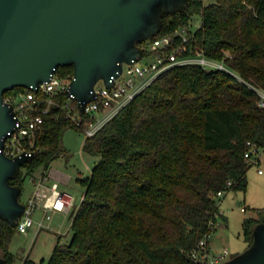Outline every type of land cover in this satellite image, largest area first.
<instances>
[{
	"label": "trees",
	"instance_id": "1",
	"mask_svg": "<svg viewBox=\"0 0 264 264\" xmlns=\"http://www.w3.org/2000/svg\"><path fill=\"white\" fill-rule=\"evenodd\" d=\"M194 16L200 24L189 46L244 80L196 63L155 78L86 138L83 150L100 158L89 175L77 178L84 192L72 214L71 239L59 237L48 258L27 255L22 264H205L192 252L203 239L209 251L221 215L218 192L245 191L247 142L264 147V107L253 88H264V0H189L185 9L163 16L155 36L191 26ZM57 73L72 78L74 68L61 66ZM66 99L65 93L55 96L35 137L37 152L12 184L24 190L28 175L67 154L68 128L83 132L60 108ZM262 221L264 208L244 220L247 247ZM17 232L0 217V258L6 264L16 259L9 246Z\"/></svg>",
	"mask_w": 264,
	"mask_h": 264
},
{
	"label": "water",
	"instance_id": "2",
	"mask_svg": "<svg viewBox=\"0 0 264 264\" xmlns=\"http://www.w3.org/2000/svg\"><path fill=\"white\" fill-rule=\"evenodd\" d=\"M189 0H0V217L16 226L25 210L23 189L10 181L34 155L5 154L4 142L16 129L6 92L36 88L61 66L74 75L67 94L80 110L95 98V85L113 86L124 63L139 61L140 45L157 35L165 14L181 11ZM254 240L222 264H264V221L255 225ZM0 264H6L0 258Z\"/></svg>",
	"mask_w": 264,
	"mask_h": 264
},
{
	"label": "built area",
	"instance_id": "3",
	"mask_svg": "<svg viewBox=\"0 0 264 264\" xmlns=\"http://www.w3.org/2000/svg\"><path fill=\"white\" fill-rule=\"evenodd\" d=\"M189 27L183 26L173 33L147 39L142 46L143 57L134 63H124L123 71L116 78L113 86L107 87L103 82L102 88L99 89L97 83L95 98L88 101L82 111L75 96L67 94L73 77H63L57 73V70L49 81L40 84L36 90L25 88L8 95L5 93L4 99L13 105L17 117L16 129L9 133L4 142L5 154L9 157H16L22 153L32 154L34 152L35 137L42 130L44 114H48L51 107L57 103L55 96L59 94L67 95L65 102L59 104L60 108L88 138L94 136L109 119L155 78L176 65L196 63L209 69L219 68L231 73L232 70L223 61L209 58L202 51L189 46L195 30ZM236 77L244 80L239 75ZM253 88L260 95L259 105L264 107V88L256 86ZM54 117L58 118L59 113H55ZM256 150L258 146L248 141L245 157L251 159ZM259 172L262 173V169H259ZM43 186L41 182L25 203L24 213L16 225L19 232H27L36 223L34 212L41 205L36 198L41 200L46 219H51L52 211H64L72 203L71 194L62 191L58 182H53L47 187L48 190L42 188ZM224 193V191H219L217 195L223 196ZM37 223L42 226V222ZM228 254L226 250L224 253L210 257L205 239L201 240L198 248L192 252L197 261L205 264H222Z\"/></svg>",
	"mask_w": 264,
	"mask_h": 264
},
{
	"label": "rangeland",
	"instance_id": "4",
	"mask_svg": "<svg viewBox=\"0 0 264 264\" xmlns=\"http://www.w3.org/2000/svg\"><path fill=\"white\" fill-rule=\"evenodd\" d=\"M204 2L209 3L211 0H204ZM199 24L200 17L194 16L189 28H196ZM231 70L233 75L241 76L235 70ZM97 86L101 89L103 80H100ZM12 92L11 90L8 94ZM85 140L86 135L84 132L68 128L63 136L64 145L68 148V153L56 158L51 163L54 171L62 174L65 177V181H67L61 187L68 190L73 196L71 211L83 199L84 188L77 180V177L89 175L91 168L100 158L99 156H91L83 150ZM249 165L246 190L226 191L221 196L220 211L222 214L218 217L209 235L210 257L224 253L227 250L229 252L225 259L227 260L236 252H243L247 248L244 235V220L247 217L255 216L257 209L264 208V147H258V150L249 159ZM42 169V167H39L35 171V175H31L33 177L32 182L31 176L28 175L25 178L24 190L21 195L23 203H26L34 194V186L37 181L45 176ZM259 169H262V173L259 172ZM36 199L42 205L41 200ZM41 205L34 212L36 223L27 232L18 231L9 246V249L16 255L13 264H22L23 259L27 255L30 257L31 254L32 259L35 261H39L42 257L48 258L53 250L56 237L60 235L59 233H61L66 242L72 237L69 212L52 211V219L46 221L48 226L40 228L37 222L43 220L45 216V210ZM243 207L246 210H243Z\"/></svg>",
	"mask_w": 264,
	"mask_h": 264
},
{
	"label": "crops",
	"instance_id": "5",
	"mask_svg": "<svg viewBox=\"0 0 264 264\" xmlns=\"http://www.w3.org/2000/svg\"><path fill=\"white\" fill-rule=\"evenodd\" d=\"M92 169V168H91ZM43 170V169H42ZM43 173L45 174V176L42 178V179H40L39 181H37V184L34 186V188L36 189L37 187H39L40 186V184H41V182H42V184L44 185L42 188H44L45 190H48V186H50L53 182H58L59 183V187H60V189L62 190V191H65V192H67V193H69V194H71L68 190H66V189H63L62 187H61V185L63 184V183H67V181H65V177L62 175V174H60V173H58V172H55L54 171V168L53 167H51V164H50V166L46 169V170H43ZM33 175H35V172H33L32 173ZM31 174V175H32ZM31 175H29V176H31ZM79 177H82V176H79ZM78 178V177H77ZM70 180V179H69ZM33 181V177L31 176V182ZM33 184V183H32ZM84 188V187H83ZM84 190V189H83ZM84 192V191H83ZM72 196V195H71ZM72 198H73V196H72ZM72 202H73V199H72ZM220 204V203H219ZM71 206H72V203L66 208V210H64V211H58V212H69L70 213V219H71V225H72V214H73V211L76 209V207H74V209L71 211ZM243 210H246V208H244L243 207ZM55 212V211H54ZM221 212V211H220ZM222 214V213H221ZM257 215V214H256ZM255 215V216H256ZM51 219H52V217H51ZM51 219H46V217L44 216V218H43V220H41V221H39V222H42V226H40L39 225V223H38V225L40 226V228H44V227H46V226H48V225H46V221H50ZM60 235H58L57 237H56V240H55V244L57 243V240L59 239V237H61V241L62 242H65L64 241V237H62L61 236V233H59ZM64 235V234H63ZM247 243V242H246ZM55 244H54V246H55ZM54 246H53V248H54ZM208 246H210V239L208 238ZM236 253H238V252H236ZM28 254V253H27ZM216 255V254H215ZM31 258H32V254H31V256H30ZM232 257V256H231Z\"/></svg>",
	"mask_w": 264,
	"mask_h": 264
}]
</instances>
